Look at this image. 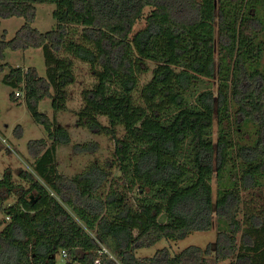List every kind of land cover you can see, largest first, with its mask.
Listing matches in <instances>:
<instances>
[{"label": "trees", "instance_id": "obj_1", "mask_svg": "<svg viewBox=\"0 0 264 264\" xmlns=\"http://www.w3.org/2000/svg\"><path fill=\"white\" fill-rule=\"evenodd\" d=\"M39 3L55 5L56 26L44 33L31 27ZM145 9L144 26L132 34ZM11 17L24 24L10 40L0 39V60L6 50L41 48L46 78L32 67H10L3 81L18 89L11 99L23 96L46 139L29 142L33 161L17 172L18 181L10 170L0 178V264H57L62 250L61 264H94L100 246L120 264H264V205L245 210L242 197L264 187V79L234 60L245 34L260 35L264 54V0H0V18ZM73 60L89 65L96 81L82 92L76 125L113 140L109 167L121 180L114 176L110 185V171L96 163L73 177L58 172L56 149L70 143V134L38 111L44 98L54 112L65 109ZM146 61L155 66L136 99ZM5 68L0 64V73ZM214 78L216 91L198 92L188 104L186 94ZM249 122L256 138L236 141ZM136 186L151 196L130 200ZM214 221L216 238L205 247L136 256L161 240L206 232ZM99 264L116 263L103 255Z\"/></svg>", "mask_w": 264, "mask_h": 264}, {"label": "rangeland", "instance_id": "obj_2", "mask_svg": "<svg viewBox=\"0 0 264 264\" xmlns=\"http://www.w3.org/2000/svg\"><path fill=\"white\" fill-rule=\"evenodd\" d=\"M55 5L50 3H39L35 5V18L31 23V27L37 29L39 32H47L55 28L56 22L53 18V11ZM149 9L144 10L143 18L139 20L132 31V34L140 30L144 26V17L147 15ZM24 24V19L21 17H11L8 19L0 18V39L10 40L15 32ZM78 31L80 27H74ZM76 30V31H77ZM131 34V35H132ZM246 43L238 54L234 55L235 64H241L247 72L253 74H261L264 79V54L260 47V35L250 36L245 34ZM62 56V54L60 55ZM0 64H7V68L0 73V142L3 149L0 151V178L5 170H10L13 175V180H17V172L20 169L27 170L33 161L29 151L28 144L30 141L46 139V132L42 125L35 122L31 117L23 96L11 99L12 94L18 89L4 83L3 78L12 68H29L36 70L40 78H46V63L43 50L41 48L6 50L4 57L0 60ZM72 72L74 75V83L65 88V109L54 112L51 105L50 98H44L38 103V111L46 115L50 120L55 121L56 124L65 127L70 134V143L67 145L57 146L56 149V165L59 173L68 177H73L86 169L92 163L110 171V180L107 185H110L113 177L121 180L116 167H109L114 161L113 151L114 142L111 137L103 134H93L76 125L77 113L83 107L82 92L92 88L96 82L89 65L77 60H73ZM145 65L148 71L139 76L138 87L134 92V97L137 99L140 88L148 82L151 77L152 70L155 66L154 62L146 61ZM264 87V84H263ZM210 89L216 91L217 80L214 78L201 79L194 88L187 94L186 99L188 104L192 103L194 96L203 90ZM54 94V91L51 90ZM21 95V93H20ZM103 125H107V121L103 117L98 118ZM239 122H243L238 119ZM256 126L252 123L242 126L238 129L234 139L241 140L243 143H251L256 138ZM117 136L121 137L123 132L120 128L116 130ZM217 125L214 124L212 129V139L216 140ZM50 143V141H48ZM86 143L96 144V148L91 152H79L75 149L77 145ZM188 144L185 145V153L183 161L189 162L191 159L190 149ZM187 177H190L188 175ZM231 174L223 178L226 181ZM116 180V181H117ZM18 181V180H17ZM212 196L216 198L218 190V182L215 174L211 178ZM242 193L243 200L246 203L245 210L260 209L264 205V187L259 190H251ZM254 196H251V195ZM151 193L145 190L144 195L138 193L137 186L128 194L130 200L137 201L143 198H148ZM240 217L242 214L239 215ZM218 230V222L214 221L213 228L206 232H194L187 235L180 240H161L156 245L150 248H143L136 251L138 258L151 257L156 250L166 249L171 255L179 253L184 248L195 245L205 247L208 243L215 240ZM57 264H61L62 259L60 254L56 255ZM230 260L218 262L213 264H229Z\"/></svg>", "mask_w": 264, "mask_h": 264}, {"label": "built area", "instance_id": "obj_3", "mask_svg": "<svg viewBox=\"0 0 264 264\" xmlns=\"http://www.w3.org/2000/svg\"><path fill=\"white\" fill-rule=\"evenodd\" d=\"M17 94L18 93H16V95ZM103 255H105L107 259L113 260L116 264H120L117 259L113 256V254H111L110 251L107 250V248H105L104 246H100V249L98 251V257L95 259L94 264H99L101 256ZM60 257L61 259H64L66 257V252L64 250L60 252Z\"/></svg>", "mask_w": 264, "mask_h": 264}]
</instances>
